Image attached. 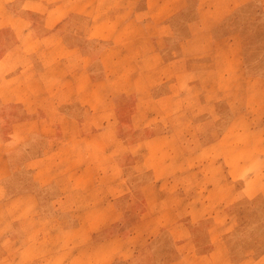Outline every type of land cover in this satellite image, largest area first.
<instances>
[{
  "label": "rangeland",
  "instance_id": "374dc122",
  "mask_svg": "<svg viewBox=\"0 0 264 264\" xmlns=\"http://www.w3.org/2000/svg\"><path fill=\"white\" fill-rule=\"evenodd\" d=\"M195 7L196 1L191 0L180 25L195 17ZM29 19L33 25L41 24L38 17ZM25 20L23 25L28 22ZM0 23H4V19H0ZM73 25L80 29L85 24L78 20ZM180 28L181 33L170 36L167 41L165 37L169 35L163 34V41L159 42L161 46L156 51L157 65L153 60H147L152 68L146 64H133L139 51L131 50L128 43L125 49L115 51L122 57L121 63L105 65L102 61L111 60L110 55L106 53L102 59L100 54L108 44L107 40L98 34L91 38L77 34V41L90 53L88 64H85V55L75 59L77 73L81 68H88L93 74L90 83L93 87L88 88V92L93 89V96L89 99L91 104H88L93 112L92 126L86 130L81 124L78 138H93V146L89 140L74 149L69 148L76 155L70 161L69 152L64 150L58 157L57 139L54 140L57 129L19 131V134L10 136L18 141L14 155L20 158L14 163L15 177L11 180L14 186L43 185L46 188L45 195L52 201L38 210L41 217L85 218L97 228L101 227L102 219L108 218L112 222L111 232L121 234L125 239L129 236L127 252L109 264H164L174 260L180 249L176 243H180L183 237L179 235V227L155 225L152 222L155 220L150 218L164 221L168 217L198 216L203 220L199 238L201 241L210 238L220 245L215 248H220L222 264H264V150L251 146L264 138V129L247 127L250 124L263 125L264 18L260 1L252 0L239 7L213 31L214 36L229 38L235 35L238 67L241 66L235 81L215 80L217 71L230 72L231 61L225 65L223 58L229 59L231 52L222 51L221 44H217L215 53L203 54L207 48L206 40L203 43L199 39L187 45L190 57L185 62L189 61V66L183 68L179 49L171 51L172 54L168 50L176 49L185 35L184 28ZM3 30H0V54L5 49L2 43L21 40L19 35ZM172 59L175 60L173 66L166 63ZM207 59L210 63L206 65ZM154 74L149 80H124L131 76L149 78ZM246 76H252L254 80L248 81ZM80 79L79 76L77 80ZM81 83L77 82L78 87ZM82 90L81 94H85L86 89ZM7 112L10 120L12 117L23 120L30 113H22L21 104H0V123L9 120L8 116L6 120ZM236 114L234 126L238 127L226 130L224 127ZM253 115H256L254 120ZM105 128L103 144L102 136L98 134ZM7 132L0 130V142H5ZM41 134L45 136L41 137ZM43 138L51 141L50 145L46 144L50 158L39 163V173H46L48 179H28L27 170L36 168H28L21 158L40 148ZM148 138L150 141H145ZM29 139L32 140L29 143L22 141ZM38 140H42L39 145ZM218 140L225 145L237 143L231 161L220 156L217 147L213 148ZM181 143L184 148L199 151L184 163L186 170L182 169L180 162L170 159L171 155L180 153L177 146ZM4 144L6 148L11 146V143ZM86 145H89L94 160L88 168L94 172V177L88 182L81 178L85 173ZM148 149L160 150L157 153L160 157L150 158ZM57 157L60 160L57 161ZM152 168L159 173L157 192L147 188L142 191L140 184L149 180L147 171ZM73 170H77L76 175L70 176ZM178 171H183L184 175L173 177ZM201 182L204 187L200 186ZM207 188L215 190L210 192ZM192 205L200 207L199 211L194 210L197 212L194 215L189 213ZM171 207H174L172 214L168 211ZM16 259L18 257L15 264L22 261V256ZM33 264H37L36 261Z\"/></svg>",
  "mask_w": 264,
  "mask_h": 264
},
{
  "label": "crops",
  "instance_id": "0c3cea01",
  "mask_svg": "<svg viewBox=\"0 0 264 264\" xmlns=\"http://www.w3.org/2000/svg\"><path fill=\"white\" fill-rule=\"evenodd\" d=\"M195 1V17L189 21H183L180 25L182 15L188 9L191 0H0V19H4V23H0V30L15 33L21 38V40L9 41L1 45L5 49L0 54V104L2 106L21 104L22 113L30 112L23 120H19L20 117H12L10 120L7 112L5 113L6 120L7 116L9 120L0 123V130L9 131L4 143H11V146L6 148V145L0 142V264H15V258L18 257L16 260H19L20 255L22 261L19 260L16 264H33L34 261L37 264H109L127 252L129 236L125 239L121 234L111 232L112 222L108 218L102 219L99 224L101 227L97 228V226L92 227L93 223L85 218L76 217L67 218V220L64 217L39 216L38 210L44 209L52 198L45 195L46 188L43 185L14 186L11 180L15 177L14 163L20 158L14 155L16 151L14 148H17L16 142L18 141L10 136L19 134V131L42 132L57 129V138L54 140L57 139L58 157H61L64 150L69 152L70 161L76 155L68 150L69 148L74 149L76 146H81L83 141L88 142L89 140H91L89 144L93 146V138H78L80 125L82 124L86 130L90 128L93 115L92 107L88 106L91 104L89 99L93 96V89L88 92V88L93 87L90 84L93 81V74L88 68L79 69L78 74L77 62H75L79 55H85V64H88L90 54L77 41L76 37L79 33L85 34L86 38L98 34L107 40L108 44L104 46L100 54L102 59L105 58L106 53L110 55L111 60L103 59L102 62L105 65L121 63L122 57H119L120 54L117 55L115 51L125 49L128 43L131 50L139 51L135 59L133 58V64L135 66L146 64L152 68L150 61L147 60L151 59L153 64L157 65L156 51L161 46L159 42L163 41V34L169 35L165 37L167 41L170 36L179 35L180 27H183L185 35L180 39L177 48H168L170 53L179 49L183 68L187 69L189 66V61L185 62L186 58L190 57L187 53L189 43L199 39L204 43L206 40L207 48L203 54L215 53L217 44H221L222 51L231 52L229 59L223 58L225 65L231 61L229 63L230 72L225 74L217 71L218 77H215V80H237L241 66L238 67L237 49L233 40L235 35L229 38L228 36L221 37L222 35L214 36L213 31L223 24L228 16L233 15L239 7H243L252 0ZM259 1L264 18V0ZM15 6L18 8L16 9ZM31 16L40 18L41 24L34 23L33 25L29 21ZM25 19L28 22L23 25L22 21L26 22ZM78 20L85 24L83 28L81 26L78 29L73 25ZM174 62L175 60L172 59L170 63L169 61L166 63L173 66ZM205 62H208L205 63L206 65L210 63L209 59ZM155 75H150L149 78L131 76L124 80H149ZM79 76L81 79L77 80ZM246 79L253 81L254 77L246 76ZM77 82L83 83L78 87ZM83 88L86 89L85 94H81ZM261 115L263 125L258 127L250 124L247 125L248 129H264V111ZM88 116L91 117L88 118ZM235 117L238 115L236 114L224 127L226 130L238 127L234 126ZM255 118L256 115L255 117L253 115L252 119ZM105 131L106 128L98 134L102 136L100 140L103 144L105 143L103 139ZM43 136L45 135L41 134V137ZM261 138L258 144L251 146H258V150H264V138ZM150 139L145 141H150ZM22 141L29 143L32 140ZM41 141L38 140L37 145ZM50 142V139L43 138L41 149H35L29 156L21 158L27 163L25 166L36 168L27 170L28 179H48L46 173L40 175L41 165L39 163L50 158L49 154L47 155L49 150L46 148V144L50 145ZM88 147L86 145L84 148L86 165L85 173L81 175L85 182L94 177V172L88 169L89 165L94 163ZM177 147L180 153L171 155L170 159L180 162L182 169L186 170L184 163L189 162L190 158H194L199 151L184 148L183 143ZM216 147L220 151V156L223 155L226 161H231L232 153L237 150L238 145L237 143L234 146L225 145L222 140H218L213 148L216 149ZM159 151L147 150L150 158L155 157L156 159L160 157L157 154ZM58 157L57 161L60 160ZM213 160L217 161L216 157H213ZM152 169L147 171L149 180L140 184L142 191L147 188L155 189L157 192L156 184L159 173L156 168ZM76 171L73 170L70 176L76 175ZM189 173H191L190 170H188V176H190ZM182 174L184 175L183 171H178L173 177ZM200 186L205 185L201 182ZM211 190L215 188H207V191L211 192ZM198 208L200 207L192 205L189 213L196 214L194 210ZM173 209L174 207L168 208V211L172 214ZM154 218H150L155 220L152 221L153 224L179 227L181 232L179 235L183 236L181 242L176 243L180 248L177 250L179 255L164 264H222L220 248H215L220 245L210 238L206 241H201L202 239L199 238L198 232L202 218L199 216L168 217L164 221ZM191 226L195 228L191 229ZM126 245L127 247L118 253L120 248Z\"/></svg>",
  "mask_w": 264,
  "mask_h": 264
}]
</instances>
